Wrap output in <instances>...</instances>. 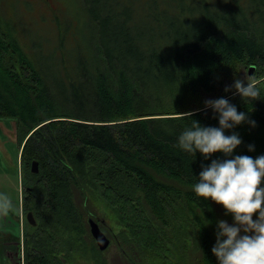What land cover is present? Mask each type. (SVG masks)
Wrapping results in <instances>:
<instances>
[{
    "label": "trees",
    "instance_id": "trees-1",
    "mask_svg": "<svg viewBox=\"0 0 264 264\" xmlns=\"http://www.w3.org/2000/svg\"><path fill=\"white\" fill-rule=\"evenodd\" d=\"M72 1L83 27L34 30L0 0V119L18 124L22 205L37 222L25 264H108L88 223L104 205L129 260L141 245L159 264H176L170 247L219 264L217 222L234 218L194 185L213 159L264 155V0ZM245 74L260 80L257 99L225 91ZM221 97L255 121L225 130L242 143L231 157L182 150L193 120L219 127L205 101Z\"/></svg>",
    "mask_w": 264,
    "mask_h": 264
},
{
    "label": "clouds",
    "instance_id": "clouds-1",
    "mask_svg": "<svg viewBox=\"0 0 264 264\" xmlns=\"http://www.w3.org/2000/svg\"><path fill=\"white\" fill-rule=\"evenodd\" d=\"M247 85L241 79H235L225 91L235 88L243 98L257 99L260 95L259 80L245 74ZM206 108H212L218 114L219 127L202 126L193 120L191 127L179 136V147L188 153L199 151L205 159L213 153L222 152L231 157L242 143L238 133L226 135V129H233L250 121L244 112L226 98L206 100ZM199 111V110H195ZM192 117L194 112L184 113ZM253 150V146L249 145ZM198 183L194 192L198 197L210 198L232 214L234 223L226 220L217 222L216 243L212 248L219 264H264V155L252 158L248 155H236L234 158L213 159L210 165H202ZM258 213V217L253 219Z\"/></svg>",
    "mask_w": 264,
    "mask_h": 264
},
{
    "label": "rangeland",
    "instance_id": "rangeland-1",
    "mask_svg": "<svg viewBox=\"0 0 264 264\" xmlns=\"http://www.w3.org/2000/svg\"><path fill=\"white\" fill-rule=\"evenodd\" d=\"M74 1L81 2V0ZM13 2L17 5L14 9V16L22 21L23 27H29L34 30L41 28L53 29L55 27L52 26L53 24L51 22L55 20H57L56 24H63L66 20L67 22L70 21V23H73V26L76 28L84 26V20L77 16V9L72 0H13ZM5 4L6 3L3 2V6H5ZM17 129L18 124L16 121L10 118L0 119V225L5 224L7 219L9 220L10 218L20 220L19 230L15 229L14 231V233L17 234L15 237L19 238L17 239L18 244L16 245L15 242L14 247H20L19 243L21 241V252H19L20 250L18 248L15 249L12 247L11 253L17 252L14 258L21 261L23 260V255L25 256L23 244L24 236L26 233L32 231L31 227L33 225H31L27 219V213L31 211L26 213L22 205V182H24L22 177L24 174H22L23 170L21 169V150ZM94 214L96 216L93 215L91 217L101 223L108 237L110 236L113 238L111 246L105 250V254H103V260H106L108 264H159V260H164L159 257L161 254L155 252L153 248H148L147 246L146 248L148 249H144L141 245L137 251L134 249V252H137V254L130 253V257L128 256L130 258L129 260L126 255L120 251L116 242L115 233L122 228V224L118 222V218H115V214H113L111 207H106V205H104L102 208L94 210ZM225 220L229 224L234 223V221H231L229 218H225ZM115 221H117V223ZM14 223L17 225L15 220ZM141 248H143V250ZM22 250L24 254H22ZM166 252L168 255H166ZM174 252L175 251H172L170 247L164 253L165 256H169V259L171 258L176 264H203L200 256L196 255V253H192L190 250V256L186 258V262L182 260L179 253L174 255ZM4 258H6V256L1 255V264H4ZM82 262L90 261L83 260ZM82 262H77L76 264H85ZM162 264L169 263H165L164 261Z\"/></svg>",
    "mask_w": 264,
    "mask_h": 264
},
{
    "label": "crops",
    "instance_id": "crops-1",
    "mask_svg": "<svg viewBox=\"0 0 264 264\" xmlns=\"http://www.w3.org/2000/svg\"><path fill=\"white\" fill-rule=\"evenodd\" d=\"M14 220L17 222V225L14 223ZM19 226H20V220H16L15 218H10L9 220L7 219L5 224L0 225V258H1V255L6 256V258H4L3 260L4 264H25L24 255H23V260L21 261L18 260L17 258L15 259L11 255L12 246H14L15 242H16V245L18 244L17 239L19 238L15 237V235L17 234H15L14 231L15 229L19 230ZM19 244H20V248L18 246L14 248L15 249L18 248L20 250L19 252H21V248H22L21 241ZM22 254H24L23 250H22ZM1 261H0V264H1Z\"/></svg>",
    "mask_w": 264,
    "mask_h": 264
},
{
    "label": "water",
    "instance_id": "water-1",
    "mask_svg": "<svg viewBox=\"0 0 264 264\" xmlns=\"http://www.w3.org/2000/svg\"><path fill=\"white\" fill-rule=\"evenodd\" d=\"M249 71H250V74H252L254 71V66H251ZM199 110H202V109H199ZM31 170L33 173H37L39 171V162L37 160L33 161ZM27 219L31 225L33 226L36 225L37 222L32 212L27 213ZM88 223H89L91 235L94 237L98 248L101 251L106 250L110 246L111 239L102 230V228L99 225V222L96 219L90 217L88 219Z\"/></svg>",
    "mask_w": 264,
    "mask_h": 264
},
{
    "label": "flooded vegetation",
    "instance_id": "flooded-vegetation-1",
    "mask_svg": "<svg viewBox=\"0 0 264 264\" xmlns=\"http://www.w3.org/2000/svg\"><path fill=\"white\" fill-rule=\"evenodd\" d=\"M89 219V218H88ZM98 221V220H97ZM99 222V221H98ZM103 223V222H102ZM99 225H100V227L102 228V225H101V223L99 222ZM102 230H103V228H102ZM104 231V230H103ZM105 232V231H104ZM106 233V232H105ZM110 237V236H109ZM111 238V237H110ZM111 244H112V238H111ZM15 246V245H14ZM14 246H12V247H14ZM110 247V246H109ZM17 249V248H16ZM108 249V248H107ZM106 249V250H107ZM17 251V250H16ZM17 254V252H14L13 254L11 253V255L14 257V255H16ZM13 260H14V258H13Z\"/></svg>",
    "mask_w": 264,
    "mask_h": 264
}]
</instances>
